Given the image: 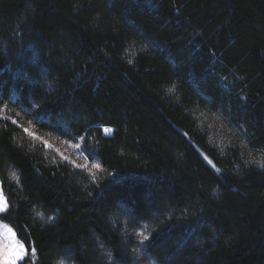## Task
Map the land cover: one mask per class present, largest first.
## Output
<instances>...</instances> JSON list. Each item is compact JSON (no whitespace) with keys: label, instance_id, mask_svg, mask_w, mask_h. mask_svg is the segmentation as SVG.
<instances>
[{"label":"trees","instance_id":"16d2710c","mask_svg":"<svg viewBox=\"0 0 264 264\" xmlns=\"http://www.w3.org/2000/svg\"><path fill=\"white\" fill-rule=\"evenodd\" d=\"M0 190L18 264H264V0H0Z\"/></svg>","mask_w":264,"mask_h":264},{"label":"rangeland","instance_id":"374dc122","mask_svg":"<svg viewBox=\"0 0 264 264\" xmlns=\"http://www.w3.org/2000/svg\"><path fill=\"white\" fill-rule=\"evenodd\" d=\"M197 117L199 118V122L203 129L207 132L211 144L218 147L234 144V141L237 139V134L234 130L227 128L226 122L220 114L217 112L204 110L199 111L197 113ZM105 129L109 128H104V131ZM106 133H110V131H107ZM52 145L53 149H56L60 154L66 156L75 164H85V160L80 148L76 147L77 144L63 141L61 139H54ZM0 195H2L1 190ZM9 228L10 227L8 225L0 221V246L9 242L14 245L15 241H17L16 237L13 238L8 232ZM131 235L133 236V239L136 240V247L134 251L137 256L136 264H155L145 254L144 245L140 244V241L143 240L145 236H147L146 232L143 230H137L131 233Z\"/></svg>","mask_w":264,"mask_h":264},{"label":"snow or ice","instance_id":"6c2138e0","mask_svg":"<svg viewBox=\"0 0 264 264\" xmlns=\"http://www.w3.org/2000/svg\"><path fill=\"white\" fill-rule=\"evenodd\" d=\"M64 115H68L72 119H76L72 114L71 108L68 109L67 113H64ZM12 123H15V121H12ZM25 132H27V129H24ZM105 131H111V129H105ZM81 140H84V137H81ZM77 148H80L81 145L77 144ZM85 147H87V144L85 143ZM65 160L67 157L64 158ZM205 160H207V157H204ZM209 164H212V162L209 160ZM215 168V165H212ZM95 167L99 168L100 165L97 164ZM216 172H220V169L216 168ZM28 207H31V202H29ZM10 211L9 204L6 200L3 199L2 195H0V216H7V214ZM205 223L204 219L201 218L198 221V224ZM191 230V227L190 229ZM8 232L11 234V236L14 238L15 233L12 231L11 228L8 229ZM145 241H148V237L145 236L143 240L140 241L141 245H144ZM135 251V249H133ZM37 254V249L33 247L31 249V253L29 255V252L25 246L24 243H21L20 241H15V244L13 245L11 242L5 243L2 246H0V264H18V262H23L26 259H31L32 256H35ZM72 257H69L71 259ZM119 259H123V257H119ZM124 264H127V261H124Z\"/></svg>","mask_w":264,"mask_h":264}]
</instances>
